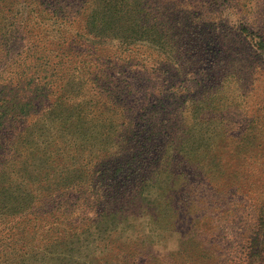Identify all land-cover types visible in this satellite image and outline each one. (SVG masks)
<instances>
[{
    "label": "trees",
    "instance_id": "16d2710c",
    "mask_svg": "<svg viewBox=\"0 0 264 264\" xmlns=\"http://www.w3.org/2000/svg\"><path fill=\"white\" fill-rule=\"evenodd\" d=\"M225 1L239 5L0 0V264H82L78 242L94 264H157L137 237L111 228L148 190V223L174 230L183 183L207 211L200 254L208 264H253L258 253L264 264V216L241 217L260 204L256 181L241 161L220 182L207 171L218 149L204 128L236 155L247 151L230 146L233 127L218 132V123L235 105L229 77L244 88L236 77L264 64V30L255 31L264 0H246L244 14L240 5L247 22L238 17L237 33L218 29ZM255 116L249 124L263 131ZM220 185L233 192L212 209L210 188ZM246 192L254 196L243 200ZM200 254L168 261L202 264Z\"/></svg>",
    "mask_w": 264,
    "mask_h": 264
},
{
    "label": "rangeland",
    "instance_id": "374dc122",
    "mask_svg": "<svg viewBox=\"0 0 264 264\" xmlns=\"http://www.w3.org/2000/svg\"><path fill=\"white\" fill-rule=\"evenodd\" d=\"M240 5L244 14L246 12L244 9L246 0H239L238 7H236L237 5H231L230 1L222 3L220 6L222 14L218 29H226L233 33L239 32L241 27L239 28L238 17L247 22L241 13L238 15ZM247 6H249L250 10H253L250 5ZM249 16L252 15L249 14ZM261 16L262 15L259 14L256 16V18H259L260 23H257L259 25H255V31H259V34H262L264 30V21L260 20V18H262ZM259 28L262 30H259ZM259 64L260 63L255 62L251 70L248 71L251 73L247 72V74L244 71L240 77H236L237 79L240 78L242 80L241 82L245 83L244 88H240L239 84H234L232 77H229V89L237 88L236 90H232L235 92L234 94L231 93V98L235 105L232 106V108H229L228 112H225V115H223V122L218 123V132H222L223 128L226 126L233 127L232 131L229 133L231 140L228 143H231L234 140L233 142L235 144L233 145L232 143L230 146H235L237 149L244 148L245 150L248 148L247 151L237 150L236 153L238 155H236L235 151L231 150L228 146H225L224 143L222 144L221 135L216 134L215 136L212 135L214 136L213 138H209V135H211V131L213 130L212 127L204 128V135L207 142L210 141L214 143L215 145L213 144V146L218 149L217 151L215 150L212 152L214 153V156L218 157V163L214 162L217 166H209V163L207 165V171L209 172V169L212 171L213 178H219L218 181L220 182L223 178L221 177L220 171L224 170L227 172V168H230L234 161H241L244 162V164H242V167L244 168L243 176H245V178H252L256 181L258 187H256L255 191L259 190L260 204L257 208L252 206L242 208V210H244L241 217L244 219L250 215L255 216L259 210L264 216V199L262 198L264 187H260L264 184V130H256L253 128L254 125L249 124V121L252 119L251 115H256L255 118L257 116H262V118H264V64H261L263 68L261 66L260 68H257ZM241 93L243 95H241ZM243 138L246 141L245 144H242ZM188 179L189 181L192 179L194 180L193 177H189ZM184 187L185 183L180 187L181 205L179 214L181 222L174 230H159L160 227H155L148 223L147 216L143 212V207L146 203V198L150 199V196H155V192L147 190L144 192V196L138 198V202L121 212L115 226L111 228L116 237L120 239H124L127 236L137 237L138 241L142 242L143 247L148 252L146 256L148 263L155 261L157 264H170L168 260L177 257H182L189 262L188 257L186 258L188 254H200V251H203V248L208 246L206 244V235L202 232L204 229V217L206 216L207 211H205V205L196 202V197L192 193H189V190L184 189ZM225 188L226 185H220L219 188H210L215 198L214 202L210 203V205L213 206L212 209L215 207V204L224 199H228V197L232 195L233 191L223 193ZM182 189L186 192H184V190L182 192ZM183 196H185V198H183ZM253 196V192H246L242 198L243 200H249ZM182 203L185 205L183 206ZM195 209L197 212L194 213ZM230 226L232 225L230 224ZM235 231H237V228L233 225L232 232ZM221 234L224 235L225 231L222 230ZM94 236L97 235L95 234ZM230 237L231 242L228 244L235 245L233 247L235 249L237 245L235 244L237 243L235 240L236 235L233 233ZM245 237L252 238L249 231L245 233ZM199 239L202 240L201 243H199ZM259 239H261V241L258 243V249H261V246L264 245L263 233L261 235L259 234ZM97 244L100 245L99 242H97ZM81 245V242H78V245L74 248V260L77 259L78 255L79 259L77 260L81 261L82 264H94V260L90 255L88 256V249ZM241 253L242 257H247L249 255L246 252ZM245 253L247 256L244 255ZM200 256L203 257L202 259L199 258L200 263L208 264L205 255L200 254ZM259 256H262V253L252 256V259L254 260L253 264H259L261 262ZM175 260L176 259H174V261Z\"/></svg>",
    "mask_w": 264,
    "mask_h": 264
}]
</instances>
